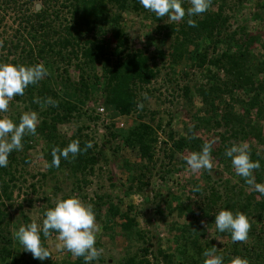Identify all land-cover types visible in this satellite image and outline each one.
Segmentation results:
<instances>
[{"label":"trees","instance_id":"16d2710c","mask_svg":"<svg viewBox=\"0 0 264 264\" xmlns=\"http://www.w3.org/2000/svg\"><path fill=\"white\" fill-rule=\"evenodd\" d=\"M246 1L251 0H212V6L207 12L192 17L196 21V27L188 26L187 16L178 23L172 22L159 27V31L165 30V38L161 41L169 42L170 45L171 65L187 59L202 71L205 80L198 89L204 115L197 117L196 123L188 128L187 136L177 137L174 130L169 128L164 153L168 152V165L180 160L184 168L187 164L185 157L179 156H188L201 150L205 141L200 133L225 129L217 132L223 144L217 150L213 149L212 155L225 164L229 172L235 173L230 158L225 156V149L231 147L233 141H248L251 143L252 160H259L261 164V168L254 172L256 181L264 183V156L252 146V143H256L264 147V128L261 123L264 120V35L259 32L249 34L246 25H240L231 31L230 16L227 13L231 7L242 5ZM38 2L43 5L42 10L33 11L30 7ZM18 3V0H0V7L7 10ZM23 3L29 7V14L21 23L25 34L15 41L1 40L3 38L0 36V62L28 65L44 63L49 68L50 75L38 84L30 85L23 96L14 97L10 103L13 106L18 103L19 108L23 106L22 111L14 109L9 117L17 123L20 116L28 111L38 112L41 122L36 135L25 136L23 150L14 151L9 156L8 166L0 168V264H85L83 257L71 255L62 262L55 261L52 256L41 261L34 259L23 247L18 253L11 227H19L23 223L27 225L31 220L23 204L15 203V189L25 179L27 169L34 161L32 153L41 142L43 147L37 152L42 161L46 162L48 171L41 173L38 180L44 181L50 176L57 177L58 174L66 179H75L76 187H73V192L78 190L86 198L83 185L90 183L87 176L93 174L96 164L102 160L107 161L106 153L93 143V148L86 153L67 161L61 159L59 168L50 167L53 147L62 149L77 138L81 147L87 141L93 142V139L84 134L83 128H78L74 134L67 136L60 131V125L70 122L75 116H81L83 108L91 100L97 103L99 98L103 100L101 105L113 118H130L136 112L140 98L137 88L147 87L159 77L158 61L164 62L167 55L159 48L152 51L149 44L142 49L134 50L131 47L129 36L122 29L121 23L124 13L143 8L139 0H23ZM183 6L187 8L191 5L184 0ZM257 7L258 12L253 14V18L264 21V1L257 4ZM19 33L17 31V37ZM257 47L262 51L260 55L254 52ZM71 69L76 72V77L72 75ZM220 72H223L222 77ZM183 91L185 97L190 99V88L185 87ZM239 92L246 96L242 98L238 95ZM47 97L57 100L58 106L43 104ZM99 118V114L91 117L94 120ZM171 125V121L167 123L168 127ZM107 128L113 140L120 139L112 150L113 155L116 156L123 145L140 158V162L135 163L123 161L124 168L134 176L132 180L139 182L151 171L150 165L155 157L161 123L154 125L145 121L144 115L139 113L127 130L116 128L114 122ZM230 140H233L232 143L226 144ZM168 142H171L170 147ZM38 176L32 175V178ZM234 176L238 180L235 183L231 179L225 181L223 192L211 186L208 195L201 190L196 191L198 198L192 206H183L184 203L180 205L181 214L188 212L193 215L192 229L189 231L197 235L191 242L197 256L187 257L185 251L184 260L179 264H204L205 257L202 253L214 246L204 244L202 247L199 244V236L204 238L207 229L201 226V220L206 218L207 225L216 230L215 214L224 208L231 209L234 213L243 212L251 221L249 238L245 242L233 243L230 233L216 230L228 240L227 252L231 256H224V264H231L236 256L247 258L250 264H264V194L254 191L236 173ZM35 186L33 184L34 188ZM195 186L201 189L198 184ZM133 190L131 185L124 195L128 196ZM43 200L48 204L43 207L42 220L45 211L54 207L48 197ZM122 206V198L118 197L117 202H114L110 195L97 196L94 201L97 218L102 216L105 208V213L110 218L123 221L122 230L130 238L137 224L136 217H130L134 207L130 205L123 209ZM11 211H19V215L14 216ZM135 234L138 238L143 236L140 231ZM52 235L57 236L55 232ZM46 240L42 236L44 247ZM142 250L141 254L124 257L121 264L172 262V255L164 254L161 250L154 255L155 262L149 257L148 248Z\"/></svg>","mask_w":264,"mask_h":264},{"label":"rangeland","instance_id":"374dc122","mask_svg":"<svg viewBox=\"0 0 264 264\" xmlns=\"http://www.w3.org/2000/svg\"><path fill=\"white\" fill-rule=\"evenodd\" d=\"M18 1L16 8L11 7L5 10L0 7V36L3 38H0L1 40L15 41V39L25 34L21 23H23L24 17L29 14V7L23 3V0ZM186 1L190 3V0ZM263 1L251 0L235 6L231 4L234 7L227 11L230 16V30L234 31L240 25H246L249 34L259 32L264 35V21L253 18V14L258 12L257 4ZM37 4L41 3L38 2ZM30 8L37 11L36 5ZM156 18L157 16L154 13L142 8L138 11L130 10L124 13L121 23V27L129 36L130 45L134 50L142 49L149 44L152 51L159 48L165 51L167 55L164 62L158 61L159 77L149 86L142 89L137 88L140 97L139 102L144 103V108L142 110L137 109L128 119L113 118L114 116L110 114L111 116H101L99 120H94L91 117L96 116L98 114L97 108L102 106L101 102L103 100L99 98L96 101L97 103L91 100L81 111L83 113L81 116H75L70 122L59 127L62 134L67 136L74 134L78 128H83L84 134L93 139V143L97 145L98 149H103L106 153L107 161H100L96 164L93 174L87 176L90 183L87 186L83 185V193L86 194V198H83L78 190L73 192V187H76L74 184L75 179H66L58 174L57 177L50 176L44 181L38 180L41 173L48 171L46 162L42 161V157L37 152L39 148L42 149L43 147L41 142L32 153L34 161L28 167L25 179L17 184L14 192L15 203H22L31 222L36 221L38 224H42V210L44 205L48 204L43 200L46 197L49 198L50 204L54 206L57 198L64 199L73 195L80 197L81 200L93 206L97 196L102 195H110L114 202H117L118 197L122 198L123 209L132 205L134 208L130 213V217H136L137 224L130 238L126 237V233L122 230V220L110 218L105 213V208H103L100 218H97L95 212L97 222L102 226V232L97 235L96 247L103 248L104 252L98 261H93L94 264H121L124 257L141 254L143 248L149 249V257L153 262H155L154 255L158 254L159 250L164 254L172 255L170 264L182 263L185 251L187 257L197 256L195 248L191 244L197 238V235L189 231L192 229L193 215L188 212L181 214L180 205L184 203L183 206H190V204L192 206V203L197 200L196 191L193 190L197 184L201 187L200 190L203 194L208 195L211 192L209 190L211 186L223 192L224 189L222 188L225 181L231 179L235 183L238 180L234 176L235 173L229 172L225 168V164L217 160L215 156H213L215 166L211 172L201 170L200 173L193 174L187 164L182 168L180 160L173 161V164L168 165L170 162L167 156L168 152L164 153L166 134H168L169 128H172L177 137L187 136L188 128L196 123L197 117L204 115L203 103L198 94V89L201 88L205 80L202 71L195 68L192 62L187 61V59L179 61L174 66L171 65V58H169L170 45L169 42L161 41L162 38H165V30L159 31V27H164L172 22H167L166 17L160 20H156ZM17 31H20L18 37L16 36ZM254 52L256 55L262 53L259 47ZM71 72L76 77L74 69H71ZM222 76L223 72H220V77ZM185 87H189L191 90L190 99L184 95L183 89ZM145 93L148 99H144ZM238 95L242 98L246 96L243 92H239ZM14 109L22 111L23 106L19 108L18 103L14 106L10 104L7 113L0 114V116L9 118L11 113L15 111ZM139 113L144 115L145 121L152 122L154 125L161 123V129H158L159 139L158 144L155 146L154 160L150 165L151 171L142 177L139 182H135L132 180L134 176L124 168L123 161L129 160L131 163H135L140 162V158L137 153L126 149L123 145L120 152L116 156L113 155L112 150L120 142V139L113 140L107 127L114 122L116 128L127 130L133 121L137 119ZM105 118H108V122ZM170 121L172 125L168 127L167 123ZM261 123L264 128V120ZM224 130L219 129L217 132H223ZM217 132L200 133L205 142L216 141L213 146L214 150H217L219 145L223 144ZM232 141L230 140L226 144L232 143ZM233 142V144L247 142L249 146L251 144L246 140ZM170 145L171 142H168V147ZM252 146L264 156L262 145L252 143ZM179 157H186V155ZM168 170L171 171L168 172ZM31 174L39 176L32 178ZM142 182L143 184H141ZM33 184L36 185L35 188ZM131 185L134 188L133 192L128 196L124 195L126 189ZM11 214L17 216L19 211H11ZM201 226L207 229L204 238L199 236V244L202 247L204 244L214 246L217 252L222 253L223 256H231L227 252L228 240L219 235L213 227H209L206 218L201 220ZM262 226H264L263 223ZM19 227H11L13 234ZM136 231L143 233V236L138 238L135 234ZM57 243L60 242L56 235H51L46 240V248L49 249L52 259L62 262L68 258V255L73 257L67 251L57 250ZM14 246L18 253L22 251V246L18 245L16 239H14ZM159 258L162 260V256ZM167 263L165 261L161 262V264Z\"/></svg>","mask_w":264,"mask_h":264},{"label":"clouds","instance_id":"9594fccd","mask_svg":"<svg viewBox=\"0 0 264 264\" xmlns=\"http://www.w3.org/2000/svg\"><path fill=\"white\" fill-rule=\"evenodd\" d=\"M139 3L158 18H167V22H180L186 16L187 24L196 27V21L192 17L207 12L212 6V0H190V7L185 8L184 0H139ZM42 10L43 5L37 4ZM50 75L49 68L44 63L33 65L0 62V114L7 113L10 101L16 96H23L30 85H36L46 76ZM144 99H148L144 94ZM39 101V98H37ZM43 104L57 107L59 102L52 97L43 100ZM143 102H138V110L144 108ZM41 118L36 111L24 112L17 123L11 118L0 116V168H6L9 164V156L14 152L22 151L23 140L27 135H36L37 127ZM215 140L205 142L198 152H192L185 157L188 168L193 174L201 170H211L215 166L212 155ZM93 148V142L87 141L81 147L80 140H72L66 147H53L51 150L52 160L50 167L59 168L61 159L65 161L75 159L78 155L86 153ZM225 156L230 158L231 167L237 176L254 191L264 194V183L256 181L254 172L261 168L259 160H252L250 146L247 142L233 144L226 147ZM200 191L199 187L193 189ZM215 228L220 233L231 234L233 243L245 242L249 238L251 221L243 212H233L231 209H221L215 214ZM55 232L57 239L56 247L59 251H67L73 257H83L85 264L98 261L103 254V248H97V235L102 232V226L97 222L94 206L86 203L78 196L57 198L55 206L48 208L44 213L42 224L33 221L21 225L14 238L23 247L24 251L30 252L34 259L44 261L51 256L48 248L43 246L42 236L48 238ZM205 257L204 264H224V256L217 253L215 247L205 249L202 253ZM231 264H250L245 257L236 256Z\"/></svg>","mask_w":264,"mask_h":264},{"label":"built area","instance_id":"2783aa9c","mask_svg":"<svg viewBox=\"0 0 264 264\" xmlns=\"http://www.w3.org/2000/svg\"><path fill=\"white\" fill-rule=\"evenodd\" d=\"M98 109V114L100 115V117L102 116V117H106V116H108V115H110L109 114V112H107L106 110H105V107L104 106H101V107H98L97 108ZM111 116V115H110ZM106 119V121L108 122V118H105ZM121 126H123L122 124H121Z\"/></svg>","mask_w":264,"mask_h":264},{"label":"water","instance_id":"95a60500","mask_svg":"<svg viewBox=\"0 0 264 264\" xmlns=\"http://www.w3.org/2000/svg\"><path fill=\"white\" fill-rule=\"evenodd\" d=\"M37 5V4H36ZM36 9H37V7H36ZM38 10H40V8L38 7Z\"/></svg>","mask_w":264,"mask_h":264}]
</instances>
